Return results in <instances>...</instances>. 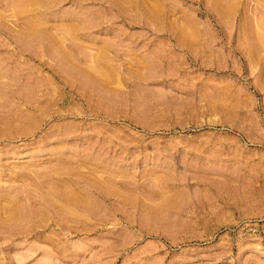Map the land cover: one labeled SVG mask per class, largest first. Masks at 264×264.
<instances>
[{"label":"rangeland","instance_id":"obj_1","mask_svg":"<svg viewBox=\"0 0 264 264\" xmlns=\"http://www.w3.org/2000/svg\"><path fill=\"white\" fill-rule=\"evenodd\" d=\"M0 264H264V0H0Z\"/></svg>","mask_w":264,"mask_h":264},{"label":"bare ground","instance_id":"obj_2","mask_svg":"<svg viewBox=\"0 0 264 264\" xmlns=\"http://www.w3.org/2000/svg\"><path fill=\"white\" fill-rule=\"evenodd\" d=\"M20 6H21V5H20ZM23 6H25L24 3H23V5H22V7H23ZM20 8H21V7H19V9H20ZM19 9H18V10H19ZM22 9H23V8H22ZM8 198H9V197H8ZM48 202H49V201H48ZM74 202H75V201H74ZM29 213H30V212H29ZM19 216L21 217L22 214H20V213L17 211V209H15L14 211H11V212H10V214L8 215L7 218H8L10 221H13L15 218H17V217H19ZM23 218H24V217H23ZM11 227H12V226H11ZM35 227H36V226H35ZM13 228H14V227H13ZM26 228H27V227H26ZM29 228H30V227H29ZM29 228H28V229H29ZM28 229H27V231L30 232V230H28ZM13 230H14V229H13ZM24 230H25V228H24ZM24 230L22 229L21 231H24ZM16 231H17V230H16ZM27 231H26V232H23V233L26 234ZM32 231H33V230H32ZM2 232H3V230H2ZM18 232H19V231H17V233H18ZM5 233H6V231H5ZM7 233H9L8 230H7ZM19 233H20V232H19Z\"/></svg>","mask_w":264,"mask_h":264}]
</instances>
